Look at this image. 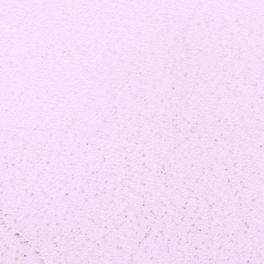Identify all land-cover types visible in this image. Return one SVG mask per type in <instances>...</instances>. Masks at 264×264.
I'll list each match as a JSON object with an SVG mask.
<instances>
[{"label": "snow or ice", "instance_id": "1", "mask_svg": "<svg viewBox=\"0 0 264 264\" xmlns=\"http://www.w3.org/2000/svg\"><path fill=\"white\" fill-rule=\"evenodd\" d=\"M0 264H264V0H0Z\"/></svg>", "mask_w": 264, "mask_h": 264}]
</instances>
